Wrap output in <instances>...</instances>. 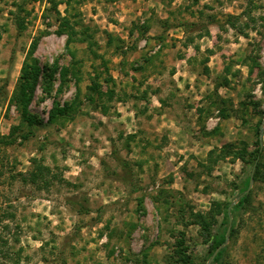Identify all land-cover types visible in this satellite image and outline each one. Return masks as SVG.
<instances>
[{
    "label": "rangeland",
    "instance_id": "374dc122",
    "mask_svg": "<svg viewBox=\"0 0 264 264\" xmlns=\"http://www.w3.org/2000/svg\"><path fill=\"white\" fill-rule=\"evenodd\" d=\"M55 1L0 0V264H208L227 225L224 263L264 264V0H80L98 56L71 45L82 78L63 88L72 57ZM246 9L245 30L228 24ZM28 55L50 78L34 126L13 99ZM97 80L111 95L91 102ZM208 212L212 235L194 218Z\"/></svg>",
    "mask_w": 264,
    "mask_h": 264
},
{
    "label": "trees",
    "instance_id": "16d2710c",
    "mask_svg": "<svg viewBox=\"0 0 264 264\" xmlns=\"http://www.w3.org/2000/svg\"><path fill=\"white\" fill-rule=\"evenodd\" d=\"M80 3H81L80 0H59V1L54 2V8L58 12V15H59L58 20L61 22L60 23L61 24L60 34L65 33V32L68 34V41H67L68 48H69L68 51L72 57L71 64L61 69V72H60V78H61L60 87L61 88H63V86L67 84L70 76L75 78L77 82H79L82 78L81 76H82L83 61L77 58V52L73 47H71V45H74L76 43H88V47L93 51L92 53L98 56L96 53V50H93V47H92L94 45V41H93L94 36L92 35L90 31V27L84 26L83 21L80 18V12L78 10V6ZM60 4L66 5L67 13L64 16H61L60 11L58 10V5ZM18 7H19L18 12L20 11L21 13V11L24 10V6L19 4ZM248 14H249V11L248 9H246L239 15H229L227 19L228 24L231 25L235 29L239 28L241 30H245V28H243L242 26L239 27L240 25L238 23L243 17H245ZM16 22L20 30H24L26 28L25 17H23V15L18 14L16 18ZM244 25L245 27L249 26L247 22H245ZM41 73H42V70L37 60L31 57V55H28L24 63L23 71L17 83L14 96H13V99L17 105V108L20 110L22 114V119L27 122L28 126H34L35 124L38 123L36 116L31 115L29 113V105L33 100V97L37 90L40 79L41 77L42 78L44 77L46 82L50 80V78H48L47 80L46 73H44L43 76H41ZM89 90L92 92V93L90 92L89 94V99L91 102H93V100L95 99L93 94H97L98 98L102 100L106 96L111 95V90H109V87H107V89H104L103 86L101 85V82H99L98 80L93 82L90 85ZM80 91L81 89L78 90V94L76 98L74 99V101L72 102V105L80 106V100H79ZM62 114H63V110L58 105H55L49 115V122H53L57 120V118L60 117ZM232 146H234V144L228 143V144H225L222 149H220V152L218 149L210 151L208 155L209 162H217L220 158L221 159L226 158V153H227L226 150L228 148H231ZM216 154H218V158L214 159L213 157H215ZM256 160H257V163L255 167V172H254V178L260 179L264 177V147L261 146V143H259L258 145ZM123 162H124V165H126V161H123ZM45 171H48L47 168L42 167L41 165L38 166L35 171H30V177H29L30 181L33 183L37 182L39 178H42L44 176ZM251 194L252 192H249V193L243 192V197L241 198L242 204L249 203ZM70 204H72L73 206H76L75 208L77 209L79 213H89L91 211V209L88 206L76 200L70 199ZM209 214L210 212L197 213L194 215V218L198 221V223L202 226V228L206 230L208 234L212 235L211 230H210V226L212 222L210 223L209 219L207 218V215ZM211 217L213 221H216L214 215H211ZM226 218H227L226 223H228L229 215H226ZM227 229H228V225L225 226V231L220 233L216 237V240L213 239L211 243V248H213V251H215L226 240ZM230 234L231 236L234 235L233 230L231 231ZM226 248L227 247H224L223 249H221L216 255V257L214 258V262L216 264H225L223 261V256H224V252Z\"/></svg>",
    "mask_w": 264,
    "mask_h": 264
},
{
    "label": "water",
    "instance_id": "95a60500",
    "mask_svg": "<svg viewBox=\"0 0 264 264\" xmlns=\"http://www.w3.org/2000/svg\"><path fill=\"white\" fill-rule=\"evenodd\" d=\"M263 126H261V131H263ZM261 143H262V145H263V141L261 140ZM252 182H253V179L251 180V185H252ZM229 231H230V228L228 229V233H229ZM228 239H229V236L227 235V238H226V240L224 241V243H222L217 249H216V251H215V253H214V255H213V257L209 260V262H208V264H210L211 263V261L214 259V257L216 256V254L224 247V246H226L227 245V243H228Z\"/></svg>",
    "mask_w": 264,
    "mask_h": 264
}]
</instances>
